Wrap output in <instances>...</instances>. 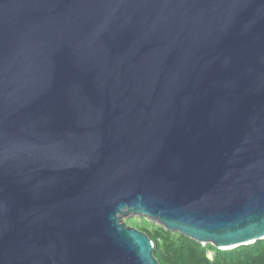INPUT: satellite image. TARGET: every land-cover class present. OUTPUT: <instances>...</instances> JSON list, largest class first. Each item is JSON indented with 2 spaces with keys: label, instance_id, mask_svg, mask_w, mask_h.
<instances>
[{
  "label": "water",
  "instance_id": "1",
  "mask_svg": "<svg viewBox=\"0 0 264 264\" xmlns=\"http://www.w3.org/2000/svg\"><path fill=\"white\" fill-rule=\"evenodd\" d=\"M130 214L264 239V0H0V264H160Z\"/></svg>",
  "mask_w": 264,
  "mask_h": 264
},
{
  "label": "trees",
  "instance_id": "2",
  "mask_svg": "<svg viewBox=\"0 0 264 264\" xmlns=\"http://www.w3.org/2000/svg\"><path fill=\"white\" fill-rule=\"evenodd\" d=\"M145 221L149 224L138 228L153 240L154 255L160 264H264V239L232 249H219L180 232L169 231L147 218Z\"/></svg>",
  "mask_w": 264,
  "mask_h": 264
},
{
  "label": "rangeland",
  "instance_id": "3",
  "mask_svg": "<svg viewBox=\"0 0 264 264\" xmlns=\"http://www.w3.org/2000/svg\"><path fill=\"white\" fill-rule=\"evenodd\" d=\"M122 220L124 222H126L128 225L132 226V227H136L138 228L140 225H147L149 223H147L145 221V219L147 217H144V216H137V215H134V214H130L128 216H121ZM148 219V218H147ZM149 220V219H148ZM151 220H149L150 222ZM153 222V221H151ZM155 223V222H153ZM155 224H158V223H155ZM139 229V228H138ZM210 256H212V252L209 253Z\"/></svg>",
  "mask_w": 264,
  "mask_h": 264
}]
</instances>
